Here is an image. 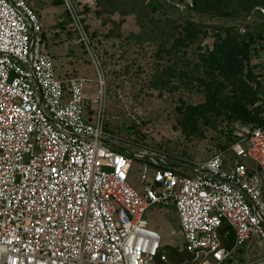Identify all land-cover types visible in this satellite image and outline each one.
I'll return each instance as SVG.
<instances>
[{"label": "built area", "instance_id": "2783aa9c", "mask_svg": "<svg viewBox=\"0 0 264 264\" xmlns=\"http://www.w3.org/2000/svg\"><path fill=\"white\" fill-rule=\"evenodd\" d=\"M188 1L172 5L188 14ZM61 3L94 80L58 79L35 5L0 0V264L167 263L145 215L170 203L195 264H235L252 235L264 247V124L246 125L230 148L191 166L150 156L136 191L128 178L141 157L105 130V72L76 4ZM223 226L234 236L230 249Z\"/></svg>", "mask_w": 264, "mask_h": 264}, {"label": "trees", "instance_id": "16d2710c", "mask_svg": "<svg viewBox=\"0 0 264 264\" xmlns=\"http://www.w3.org/2000/svg\"><path fill=\"white\" fill-rule=\"evenodd\" d=\"M170 2L187 5L189 1ZM190 2L192 7L185 14L165 0H94L92 6L87 5V13L95 18L103 16V23H110L114 28L101 37L90 30L88 24L84 27L101 63L103 53L108 50L104 41L123 34L121 22H113V15L135 16L141 33L128 38L149 39L156 45L154 57L158 69L149 87L159 93L181 90L197 99L196 103H187L179 98L177 124L188 140L208 138L212 142L210 149L218 152L236 143L237 133L246 125L264 124V59L261 57L264 14L258 10L264 9V0ZM238 25L244 26V33L239 31ZM43 39L44 43L49 39L45 29ZM78 63L81 65L73 68L74 77L89 79L88 70L93 66L90 58L87 68L82 61ZM105 130L110 131L107 120ZM170 207L176 212L173 204ZM223 232H227V238H222V242L230 249L234 243L233 233L226 226L221 228ZM182 245V242L176 246L164 244L161 252L168 262L158 263H195Z\"/></svg>", "mask_w": 264, "mask_h": 264}, {"label": "rangeland", "instance_id": "374dc122", "mask_svg": "<svg viewBox=\"0 0 264 264\" xmlns=\"http://www.w3.org/2000/svg\"><path fill=\"white\" fill-rule=\"evenodd\" d=\"M60 1L36 0L35 12L49 38L45 42V49L53 56L55 75L58 79H64L65 73L60 72L63 71V62L68 65L70 61L73 72L74 67L81 65L78 63L79 60L87 68L89 55L70 14L65 11ZM72 1L76 4V10L82 17L84 25L88 24L90 30H94L97 35L102 37L110 28H114L110 23L106 25L103 23V16L95 18L87 13V0ZM156 17L160 18V15L157 14ZM112 21L117 24L121 22L123 34L119 38L111 37L104 41L108 49L104 47L107 52L103 53L101 60L108 94L105 121L107 120L110 127L108 133L113 144L132 156L135 154L141 157L136 158L132 164L128 178L129 185L140 192L143 164L149 162L150 156H163L172 165L191 166L197 160L207 159L217 152L210 149L212 142L208 138L188 140L177 124L176 107L179 102L181 103L179 98H183V102L187 103H196L197 99L188 97L181 90L159 93L149 87V81L158 69L157 59L154 57L156 45L149 39L138 41L135 38H128L141 33L135 16L130 14L120 17L115 14ZM238 29L242 31L244 26L238 25ZM261 57L264 59V51L261 52ZM88 73L89 79L94 80L92 65ZM175 156L183 160L176 159ZM245 163L252 168L255 167L252 162ZM149 172H152L150 166ZM170 204L169 207L154 206L145 216L151 226L161 234L163 245L176 246L181 244L182 235L177 214L171 209ZM260 257H264V247L260 245L256 236L252 235L242 248L233 254V263L244 264Z\"/></svg>", "mask_w": 264, "mask_h": 264}, {"label": "crops", "instance_id": "0c3cea01", "mask_svg": "<svg viewBox=\"0 0 264 264\" xmlns=\"http://www.w3.org/2000/svg\"><path fill=\"white\" fill-rule=\"evenodd\" d=\"M30 3L32 4H36V0H29ZM44 2L47 1V2H50V0H43ZM94 0H87V5L90 6L91 4H93ZM62 4V3H61ZM59 27V26H58ZM72 65L70 63V61L68 62V65H66V63L63 62V71H60L62 73H65L63 76L64 79L66 78H70V77H74V74L72 72V69H71ZM169 207V206H167Z\"/></svg>", "mask_w": 264, "mask_h": 264}]
</instances>
